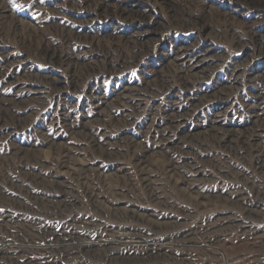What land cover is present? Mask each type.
<instances>
[{
    "label": "rangeland",
    "instance_id": "obj_1",
    "mask_svg": "<svg viewBox=\"0 0 264 264\" xmlns=\"http://www.w3.org/2000/svg\"><path fill=\"white\" fill-rule=\"evenodd\" d=\"M0 1L6 20L19 24L18 30L39 34L58 55L67 54L69 64L92 70L88 76L78 75L68 69L67 62L61 66L49 64L0 34V106L10 109L3 115L11 125L0 121V249L12 244L9 248L18 247L15 255L27 254L33 264H264V219H248L245 214L254 207L264 208L251 189L255 187L264 197V163L256 158L264 151V129L258 128L257 121L264 119L263 6H253L247 0H166L181 8L173 21L168 6L158 0ZM101 1L112 12L117 6H138L143 21H130L113 13L106 16L99 6ZM176 20L184 25L177 26ZM204 24L214 35L207 36L198 28ZM146 27L150 31L140 33ZM231 34L235 39L230 38ZM109 36L147 43L127 48L110 42ZM176 52L189 57L201 53L208 58L201 65H209L203 71L205 78L188 90L177 89L171 75L174 65L167 64ZM13 115L23 118L19 124L11 122ZM80 125L85 126L86 136L67 133L70 129L80 132ZM211 133L224 135V141L231 134L240 139L250 136V142L247 148L234 141L230 149L223 148L221 145L227 143H217ZM190 135L195 137L192 143L183 139ZM89 138L106 151H113L111 159L92 157L90 144L85 142ZM55 145H78L80 150L73 153L72 164L77 167L86 163L91 170L76 174L64 170L46 186L32 185V177L25 174L40 172L47 178L51 169H57L62 159ZM87 147L89 150H85ZM176 147L187 153L181 155ZM143 155L146 159L139 165L134 157ZM170 160H178L180 166L188 161L196 163L197 176L185 167L171 172ZM12 184L23 186V191L14 192ZM237 190L241 193L236 207L204 199L209 203L204 209L193 206L189 195L193 192L211 199ZM31 193L42 200H64L69 206L56 205L57 210H63L57 213L45 201L33 202ZM91 194L103 201V207L88 201ZM9 195L20 198L21 208H10ZM197 201L203 199L198 197ZM105 207L111 213L103 210ZM123 210L126 216L116 215ZM6 216L13 221L20 216L23 223H35L38 231L67 229L93 238L104 230L103 236L112 239L146 234L162 243L151 246L157 255H142L135 260L123 259L127 254L123 248L98 254L59 255L51 248L50 239H35L34 231L23 226L22 235L14 227H4ZM172 221H177L178 229L163 227ZM0 264L16 263L0 255Z\"/></svg>",
    "mask_w": 264,
    "mask_h": 264
},
{
    "label": "bare ground",
    "instance_id": "obj_2",
    "mask_svg": "<svg viewBox=\"0 0 264 264\" xmlns=\"http://www.w3.org/2000/svg\"><path fill=\"white\" fill-rule=\"evenodd\" d=\"M160 3L163 2L164 5H167L168 7V11L171 15V17L173 16V21L175 20V15L177 14H180L179 12L181 11V8H178L176 6H173L169 1H166V0H158ZM243 1H246V0H243ZM249 1V3L253 6H256V5H261L264 7V2L263 1H259V0H247V2ZM138 2V1H137ZM131 3V2H130ZM102 12L108 16V15H119V16H122L123 19H128L130 21H133L134 19L138 18L140 20L143 21V15L140 13V10L138 9V6L136 7H132L131 9L128 7H126L125 5H123L122 7H119L117 6L115 11H110V10H107L106 9V6L104 4V2H100L99 4ZM132 6V5H131ZM113 13V14H112ZM182 14V13H181ZM181 16V15H180ZM8 18L7 14H6V10L2 4V2L0 1V34L4 37V38H10L11 41H14L15 43L19 44L24 50H27L31 53L32 56H34L35 58L37 57H41L43 60L47 61L49 64H52V65H57V66H61L62 64L64 63H68L70 61V58L69 56L66 54V55H58L56 50L51 48L49 45H47V41L44 40V38H42L39 34L38 36L35 35V34H31V33H27V32H24L22 30H18V25L19 24H16V22L14 20H9L7 21L6 19ZM150 18V17H149ZM145 20V19H144ZM147 20V19H146ZM177 26H183L184 24L180 21V20H176V23H175ZM201 31H203L205 33V35H214V31H210L207 29V26L204 24V25H200L198 27ZM147 27L141 31L140 33H145L147 31ZM150 31V29L148 30V32ZM152 31V30H151ZM249 35V34H248ZM253 36V35H252ZM110 38V42H116L118 44H121L122 46L124 47H134V46H141V45H144V42L146 41H142L141 39L140 40H137V39H131V40H127V39H122L120 38L119 36H116V37H113V36H109ZM232 40L235 39L233 37V35L231 34V37ZM254 39V38H253ZM94 42V41H91V43ZM258 42V41H257ZM99 43V42H98ZM98 43L94 44V45H98ZM147 43V42H146ZM34 44V45H32ZM240 44V43H239ZM242 45V44H240ZM239 45V46H240ZM257 47L259 48V50L261 52H263V46L261 45L260 41L258 42L257 44ZM136 48V47H135ZM185 53V52H184ZM130 55V54H129ZM199 56H186L184 55L183 53H178L176 52L174 54V57L172 60H169L167 62L168 66L169 65H174V68H173V73L171 75H173V79L175 81V84H177V89L178 88H185L188 90V88H190V86L194 83V82H197L199 80H202L205 78V75L203 71L205 70H208V67L209 65H205L204 67H202V63H205L207 61V56H205L204 54H198ZM183 56V57H182ZM182 59H179L181 58ZM132 59H133V56H132ZM136 60V59H135ZM134 60V61H135ZM176 61V62H175ZM68 66V69L70 71H73V72H76V74L78 75H81L82 73L83 74H86L88 76V74L90 73V68L88 66H83V67H79L77 68L76 67V64H67ZM166 68V66H165ZM168 68V67H167ZM166 68V69H167ZM165 69V70H166ZM92 71V70H91ZM234 71V70H233ZM167 72V71H166ZM165 73V72H164ZM167 76V75H166ZM165 76V78H166ZM160 79V78H159ZM81 82V81H80ZM172 84V83H171ZM30 91H32L33 89L31 88H26ZM229 90V89H228ZM170 91V90H169ZM178 91V90H177ZM186 91V90H185ZM232 91V89H231ZM34 92H37V89H34ZM179 92V91H178ZM181 92V91H180ZM186 93V92H185ZM218 93V92H217ZM177 94V93H175ZM215 94V93H214ZM219 94V93H218ZM182 95V94H181ZM129 96V95H128ZM122 98V97H121ZM136 100V98H135ZM141 103V102H140ZM132 106V105H131ZM120 107V106H119ZM8 112L10 111L9 108H5V109H2L1 106H0V112L2 113V116L0 115V121L3 122V124H7L9 121H5L6 118H5V115H3V113L5 112ZM176 112V111H175ZM183 112V111H182ZM177 113V112H176ZM6 114V113H5ZM191 114V113H190ZM187 115V114H186ZM259 115V114H258ZM172 116V115H171ZM8 117V116H7ZM17 117V118H16ZM170 117V116H169ZM184 117V116H183ZM190 117V116H189ZM13 120H11V122L14 123V120L19 124L21 122V117H18L17 115L16 116H12ZM174 118V117H173ZM179 118V117H178ZM262 118V116H261ZM173 120V119H172ZM176 120V119H175ZM255 121V120H254ZM259 121L258 124H259V127L258 128H262L264 129V119H260V120H257ZM256 122V121H255ZM10 123V122H9ZM8 123V126H11L9 125ZM171 123V122H170ZM183 124V123H181ZM257 124V123H256ZM175 125V123H174ZM14 126V125H13ZM181 126V125H180ZM85 126H81L80 125V132H77L79 129H70L69 132H67L68 134L70 135H74L76 133L80 134L81 136H86V134H84V128ZM178 127V126H177ZM250 127V126H249ZM256 127V128H257ZM16 128V127H15ZM162 130V129H161ZM177 130V129H176ZM261 130V129H260ZM8 131V130H7ZM14 131V130H13ZM156 131V130H155ZM230 131V130H229ZM228 131V132H229ZM84 132V133H83ZM183 132V131H182ZM236 132V131H235ZM263 132V131H262ZM245 133V132H244ZM248 133V132H247ZM246 133V134H247ZM254 133V132H253ZM88 134V133H87ZM212 134V133H211ZM231 134V133H230ZM260 134V133H259ZM166 135V134H165ZM186 135V134H185ZM226 135H227V131H226ZM252 135V133H251ZM179 136V134H178ZM240 136V135H239ZM243 136V135H242ZM249 136V135H248ZM212 137L213 139L218 143L221 141L222 144H226V146H222L223 148H227L230 149L231 147V141H234L236 144L237 143H241L242 147H246L247 144H249V140L248 138L250 137H246V138H241L240 137H237V135L235 134H231L229 135V138L227 140L224 141V135L222 137H218L217 134H212ZM195 137H193V135H190V136H186L184 137L183 139H185L186 141H190L191 139H193ZM226 138V136H225ZM99 139V138H98ZM253 139V138H252ZM255 139V138H254ZM260 139V138H259ZM108 140V139H106ZM161 140V138H160ZM204 140V139H203ZM130 141V140H129ZM162 141V140H161ZM166 141V140H165ZM173 141V140H172ZM177 141V140H176ZM258 141V139H257ZM45 142H46V139H45ZM52 142V141H50ZM50 142H47V143H50ZM85 142H88V144H90V150L89 148L87 147V149L85 150H89V154L94 157V156H98L99 159H101L102 157H106L107 159H111V157L113 156V151L112 152H108L106 151L104 148H103V145L101 144H98V141H92V139L89 138V141H85ZM191 142V141H190ZM263 142V141H262ZM192 143V142H191ZM214 143V142H213ZM105 144V143H104ZM194 144V143H193ZM251 145L255 146L252 142L250 143ZM181 145V144H180ZM198 145V144H197ZM238 145V144H237ZM250 145V146H251ZM65 146V145H64ZM108 146V144H107ZM176 146V145H175ZM179 146V145H178ZM126 147V146H125ZM236 147V146H235ZM249 147V146H248ZM256 147V146H255ZM254 147V148H255ZM107 148V147H106ZM165 148V147H164ZM174 148V147H173ZM181 148V147H180ZM179 147H176L175 151H179L181 155H184L185 153H187L186 151H181V148L180 149ZM241 148V147H239ZM247 148V147H246ZM253 148V149H254ZM264 148V146H263ZM54 149L58 152L57 156L59 158L60 156V160L61 162L58 164V167L57 169L54 171L52 170L51 168V171L50 173L48 174L49 176L47 178H44V174L43 175H40L41 173L40 172H34L32 173H28V174H25L26 176L30 175V177H32V185L35 184H41V185H45V184H49L51 183L52 180H55V176L57 175V173H61V172H67V173H71V174H76V173H85V172H89V170L91 169H88L90 167H88L85 164L83 165H79L77 164V167H74V164H72L75 159L73 153L75 152H78L80 150V148L78 147V145H71V146H66V147H60V146H56L54 147ZM250 149V148H249ZM260 149V147H259ZM258 149V150H259ZM82 150V149H81ZM162 150V149H161ZM237 150V148H236ZM242 150V149H241ZM188 151V150H187ZM116 152V151H115ZM119 152V151H118ZM257 152V151H256ZM24 153V152H23ZM17 154V153H15ZM22 154V153H21ZM143 154V153H142ZM191 154V153H190ZM254 154V153H253ZM256 154V153H255ZM12 155V154H11ZM29 155V154H28ZM131 155H135L134 153L131 154ZM163 155V154H162ZM189 155V154H188ZM194 155V154H193ZM13 156V155H12ZM117 156V155H116ZM129 156V154H128ZM136 156V155H135ZM245 156V155H244ZM34 157V156H33ZM172 157V156H171ZM238 157L240 158V156L238 155ZM1 158V157H0ZM24 158V157H23ZM57 158V162L59 161V159ZM117 158V157H116ZM135 159H137V161L139 162L138 164L140 165L142 163V161H144V159H146V156L143 155L141 158H137V157H134ZM189 158V157H188ZM256 158L257 159H261V163L263 164L264 163V151H260L257 155H256ZM28 159V158H27ZM36 159H38V157H36ZM92 159V158H91ZM94 159V158H93ZM178 159V158H177ZM23 160V159H22ZM30 160V159H29ZM150 160V159H149ZM35 161V160H34ZM93 161V160H92ZM110 161V160H109ZM185 161V160H184ZM194 162V160H192ZM202 161V160H201ZM148 162V161H147ZM178 160H170V170L171 172H174L177 170V168H180L182 167V169L185 167L187 168L188 170V173H196L194 167H195V164L192 165L189 161L188 163H186L182 166H180L178 164ZM200 162V161H199ZM257 162V161H255ZM30 163V162H29ZM35 163V162H34ZM52 163V162H51ZM89 163V162H88ZM21 164V163H20ZM39 164V163H38ZM82 164V163H81ZM214 164V163H213ZM258 164V163H257ZM262 164H261V167H262ZM33 165V164H32ZM47 165V164H46ZM142 165V164H141ZM200 165V164H199ZM4 166V165H3ZM17 166V165H15ZM24 166V165H23ZM76 166V165H75ZM214 166V165H213ZM216 166V165H215ZM33 167V166H32ZM38 167V166H37ZM49 167V166H48ZM51 167V166H50ZM147 167V166H146ZM218 167V166H217ZM255 167V166H254ZM1 168V167H0ZM43 168V167H42ZM54 168V167H52ZM196 168V167H195ZM198 168V167H197ZM200 168V167H199ZM252 168V167H251ZM9 169V168H8ZM93 169V168H92ZM147 169V168H146ZM258 170H261L260 166L259 168H257ZM23 170V169H22ZM25 170V169H24ZM135 170V169H134ZM141 170V169H140ZM168 170V171H170ZM142 171V170H141ZM140 171V172H141ZM184 171V170H183ZM205 171V170H204ZM242 171V170H240ZM255 171V170H254ZM8 172V171H7ZM18 172V171H17ZM206 172V171H205ZM243 172V171H242ZM26 173V172H25ZM184 173V172H183ZM233 173V172H231ZM236 173V172H235ZM241 173V172H239ZM65 174V173H64ZM203 174V173H202ZM217 174V173H216ZM234 174V173H233ZM253 174V173H252ZM24 175V176H25ZM196 175V174H195ZM225 175V174H224ZM227 175V174H226ZM236 175V174H235ZM239 175V174H238ZM93 176V175H92ZM182 176V175H181ZM197 176V175H196ZM210 176V175H208ZM213 176V175H212ZM216 176V175H215ZM244 176V175H243ZM21 177V176H20ZM184 177V176H183ZM202 177V176H201ZM200 177V178H201ZM206 177V176H205ZM204 177V178H205ZM239 177V176H238ZM248 177V176H246ZM264 177V176H263ZM24 178V177H22ZM186 178V177H185ZM193 178V177H192ZM211 178V177H210ZM245 178V177H244ZM29 179V178H28ZM48 179V181L46 180ZM144 179V178H143ZM149 179V178H148ZM188 179V178H187ZM190 179V178H189ZM213 179V177H212ZM248 179V178H247ZM251 179V178H250ZM24 180V179H23ZM183 180V179H182ZM186 180V179H185ZM194 180V179H193ZM189 181V180H188ZM210 181V180H209ZM254 181V180H253ZM58 182V181H56ZM150 182V180H149ZM12 183V182H11ZM18 183V182H17ZM60 183V182H58ZM147 183V182H146ZM194 183V182H193ZM255 183V182H254ZM38 184V185H39ZM54 184V183H53ZM51 184V186L53 185ZM60 184H63V183H60ZM249 184V183H248ZM11 185V184H9ZM17 185V184H16ZM16 185H13L12 184V188H15L14 189V192H20L22 189L23 186H16ZM57 185V184H56ZM190 185V184H189ZM258 185V184H257ZM46 186V185H45ZM54 186V185H53ZM196 186V185H195ZM243 186V185H242ZM254 186V185H253ZM262 186H264L262 184ZM39 187V186H38ZM43 187V186H42ZM49 187V185H48ZM249 187V186H248ZM260 187V186H259ZM29 188V187H28ZM34 188V187H33ZM41 188V187H39ZM233 188V187H232ZM36 189V188H34ZM48 189V188H47ZM94 189V188H93ZM230 189V188H229ZM236 189V187H235ZM253 190V192L256 191V197H258L260 199V201H263L262 204H264V197H260V194L261 193H258V190L254 188H251ZM261 189V188H260ZM27 190V189H25ZM24 190V191H25ZM46 190V189H44ZM43 190V191H44ZM23 191V190H22ZM191 191V190H190ZM194 191V190H193ZM199 191V190H198ZM247 191V190H246ZM12 192V191H11ZM10 192V194H11ZM47 192V191H46ZM87 192V191H86ZM216 192V191H215ZM261 192V191H260ZM2 193V192H1ZM34 193V192H33ZM31 193V197L30 199L33 201V202H37V201H45V203L49 206H51V210H54V209H59L57 207H55L56 205L58 204H62L60 206H63L64 208L67 209V207L69 206V203L68 202H65L64 200H59V201H52L50 198H48L47 200H42V198H39L37 196V194H33ZM90 193V192H89ZM145 193V192H144ZM199 193V192H198ZM239 192L238 190L237 191H233V192H230V193H225L223 195H215L214 197H211V199H208L206 197V195H202L201 194H197V195H194V193H189V195L191 196V199L193 197V206H199V207H202L205 209V207L208 206L207 203L205 202H211V203H221L223 205L227 204V205H237L239 204V199L238 197L239 196ZM251 193V192H250ZM5 194V193H4ZM20 194V193H19ZM18 194V195H19ZM28 194V193H27ZM203 194V193H202ZM222 194V193H221ZM252 194V193H251ZM263 194V192H262ZM3 195V194H2ZM12 195V194H11ZM116 195V194H115ZM232 195H236L234 199L230 198L232 197ZM238 195V197H237ZM253 195V194H252ZM15 196V195H14ZM48 196V195H47ZM7 197H10L7 196ZM17 197V196H16ZM99 197V196H98ZM198 197L201 198V200L203 199V202H198L197 199ZM237 197V198H236ZM255 197V198H256ZM44 198H47V197H44ZM247 198V197H246ZM245 198V199H246ZM204 199H206L207 201L204 202ZM241 199V198H240ZM85 200V199H84ZM200 200V199H199ZM211 200V201H209ZM4 201V200H3ZM88 201L91 203L92 202V205H95V206H99L100 207H103L101 206L102 205V202H99V200L97 201V197L96 195H89V198H88ZM117 201V200H116ZM129 201V200H128ZM241 201V200H240ZM243 201V199H242ZM38 202V203H39ZM163 202V201H162ZM6 203V202H5ZM8 203L10 204V208H21V200L20 198H14V197H10L8 198ZM119 203V202H118ZM157 204L161 203L159 200L156 201ZM164 203V202H163ZM243 203V202H242ZM55 204V205H54ZM88 205V204H87ZM104 205V204H103ZM147 205V204H146ZM243 205V204H241ZM2 206V205H1ZM5 206V205H4ZM229 206V207H230ZM248 206V205H247ZM7 207V206H6ZM226 207V206H225ZM228 207V206H227ZM236 207V206H235ZM114 208V206H113ZM246 208V207H245ZM249 208V207H248ZM247 208V209H248ZM234 209V208H233ZM243 208H241L242 210ZM11 210V209H10ZM103 210L107 211L108 213H111V210L109 208H103ZM118 210V209H117ZM127 210V209H126ZM126 210H123V213H120V214H116L118 215L119 217H123V216H126L127 215V211ZM63 210H57V213H62ZM100 211V210H99ZM116 211V210H115ZM185 211V209H184ZM247 211V210H246ZM95 212V211H94ZM103 212V211H101ZM118 212V211H117ZM129 212V210H128ZM179 212V211H178ZM177 212V213H178ZM213 212V211H212ZM228 212V211H227ZM31 213V212H30ZM134 213V212H133ZM137 213V212H136ZM233 213V212H232ZM242 213V212H241ZM113 214V212H112ZM132 214V213H131ZM228 214V213H227ZM246 214V217L248 219H251L252 220H257L258 217H260L261 219H264V208H262L261 206L259 208L257 207H254L253 209L251 210H248ZM115 215V217H116ZM176 215V214H175ZM103 216V215H102ZM110 216V215H109ZM205 216V215H204ZM179 217H180V214H179ZM223 218V217H222ZM225 218V217H224ZM230 218V217H229ZM235 218V217H234ZM240 218V217H239ZM237 218V219H239ZM259 218V219H260ZM118 219V218H117ZM127 219V218H126ZM141 219V218H140ZM167 219V218H166ZM175 219V218H174ZM28 220V219H27ZM127 220H130V219H127ZM178 220V219H177ZM231 220V219H230ZM93 221V220H92ZM134 221V220H133ZM143 221V220H141ZM151 221V220H150ZM175 221V220H174ZM217 221V220H216ZM24 221L19 217H17L16 219L11 220V218H9L8 216L5 217L4 221H3V226L4 227H14V230L16 229L15 232H20L19 234L22 233V226L23 228H26L30 231H34V238L37 239V238H48L51 240V247L57 254L60 255V253H64L68 256H79L81 254H88V253H91V254H98V253H103V252H106V251H111V250H114L116 248H123L127 251V254H123L125 257L123 259H131V260H135L137 257H140L142 255L144 256H150V255H157V251H154L151 249V246L155 245L157 242L158 243H162L160 242L159 240L157 242H154L152 239H149L148 235L146 236V234H143V235H136V236H131V238H128V236L126 237H118L116 236L115 239H112L113 237L112 236H103L104 235V230H99V233L97 235V237H93V238H90V237H83V236H80L77 234V232H75L74 230H67V229H60V230H54L53 229H44V230H41V231H38V227L37 229L35 228V223L32 224L31 223H23ZM235 222V221H234ZM250 222V221H249ZM90 223V222H89ZM133 223V222H132ZM136 223V222H135ZM146 224L149 223L148 221L145 222ZM161 223V222H160ZM177 223V221H176ZM176 223H174L173 221L170 222L169 224L168 223H164L163 224V227H165L166 229H169L171 228L172 231L173 230H176ZM217 223V222H216ZM244 223V222H243ZM14 224V226H12ZM17 224V225H15ZM152 224V223H151ZM214 224V223H213ZM242 224V223H241ZM81 225V224H80ZM133 225V224H132ZM148 225V224H147ZM153 225V224H152ZM160 225V224H159ZM209 225V224H207ZM215 225V224H214ZM221 225V224H220ZM232 225V224H231ZM85 226V225H84ZM99 226V225H98ZM103 226V225H102ZM144 226V225H143ZM158 226V225H157ZM227 226V225H226ZM93 227V226H92ZM151 227V226H150ZM209 227V226H208ZM228 227V226H227ZM242 228V227H241ZM21 229V231H20ZM132 229V228H131ZM134 229V228H133ZM155 229V228H154ZM178 229V228H177ZM114 230V229H113ZM223 230V229H222ZM245 230V229H244ZM130 231V230H129ZM249 231V230H248ZM252 231V230H251ZM250 231V232H251ZM256 231V230H255ZM17 232V233H18ZM114 232V231H113ZM132 232V231H131ZM135 232V231H134ZM143 232V231H142ZM157 232V231H156ZM177 232H180V231H177ZM247 232V231H245ZM110 233V232H109ZM127 233V232H126ZM147 233V231H146ZM249 233V232H248ZM252 233V232H251ZM33 234V233H32ZM118 234V233H117ZM246 234V233H245ZM18 235V234H17ZM16 236L19 237V236ZM22 235V234H21ZM20 235V236H21ZM116 235V234H115ZM126 235V234H125ZM128 235V234H127ZM118 237V238H117ZM156 237V236H155ZM153 238V237H152ZM180 238V237H179ZM184 238V237H183ZM189 238V237H188ZM172 239V238H171ZM49 240V241H50ZM155 240V239H154ZM185 240V239H183ZM190 240V238H189ZM162 241V240H161ZM20 242L23 243L22 241V238L20 237ZM177 242V241H175ZM174 242V243H175ZM183 242V241H182ZM171 243V242H170ZM25 244V243H24ZM183 244V243H182ZM9 245H12V244H7L5 245V249H0V255L3 256L8 259V260H11L13 261L14 263L16 264H33V260L31 258H28L26 255H20V256H17L15 255V252L16 250L18 249V247H10L9 248ZM30 245V244H29ZM70 245H74L75 247L72 249V250H67L66 248L70 247ZM181 245V244H180ZM31 246H34V243H31ZM176 246V244H175ZM178 246V245H177ZM66 251L70 252V253H65ZM111 253V252H110ZM143 253V254H142ZM31 256V255H29ZM85 256V255H84ZM88 256V255H87ZM86 256V257H87ZM99 256V255H98ZM121 257V256H120ZM118 257V258H120ZM79 258V257H78ZM50 260V259H49ZM56 260V259H55ZM64 260V259H63ZM81 260V259H80ZM43 261V260H42ZM45 261V260H44ZM61 261V260H60ZM65 262V261H64ZM10 263V262H9ZM35 263V262H34ZM70 263V262H69ZM68 263V264H69ZM52 264H55L52 263Z\"/></svg>",
    "mask_w": 264,
    "mask_h": 264
}]
</instances>
